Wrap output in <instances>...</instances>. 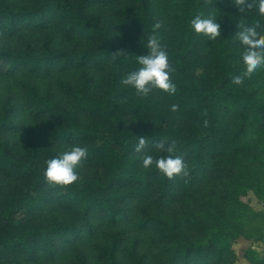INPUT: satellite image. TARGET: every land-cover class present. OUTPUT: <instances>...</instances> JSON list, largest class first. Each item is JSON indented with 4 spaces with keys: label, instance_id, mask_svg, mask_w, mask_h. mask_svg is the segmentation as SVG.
<instances>
[{
    "label": "trees",
    "instance_id": "16d2710c",
    "mask_svg": "<svg viewBox=\"0 0 264 264\" xmlns=\"http://www.w3.org/2000/svg\"><path fill=\"white\" fill-rule=\"evenodd\" d=\"M209 12L221 25L215 40L190 25L195 14ZM239 21L264 31V13L249 6L240 12L231 0H0V36L17 39L16 47L0 46V76L49 73L54 66L78 72L75 80H57L58 96L22 82L32 115L51 120L39 126L51 144L32 140L19 147L11 138L21 128L19 108L11 98L0 104V264H40L67 249L74 250L69 264H235L236 248L217 237H238L241 222L227 217L214 224L190 212L183 223L169 222L162 213L208 173L231 180V195L252 190L264 201L262 166L244 164L264 143V67L233 79L246 67L235 36ZM153 34L169 53L175 91L140 95L121 78L138 67L137 55L147 53ZM224 114L241 125L229 129ZM248 127L255 141L246 139ZM140 138L153 157L181 156L183 171L169 178L154 165L144 168L143 154L135 151ZM69 144L88 150L78 179L49 184L45 161ZM149 197L154 214L133 206ZM129 222L139 232L152 231L150 245L139 235L129 238ZM98 224L106 226L105 240L93 243L92 262L79 247ZM241 254L264 264L252 246Z\"/></svg>",
    "mask_w": 264,
    "mask_h": 264
},
{
    "label": "rangeland",
    "instance_id": "374dc122",
    "mask_svg": "<svg viewBox=\"0 0 264 264\" xmlns=\"http://www.w3.org/2000/svg\"><path fill=\"white\" fill-rule=\"evenodd\" d=\"M156 12L158 16L163 15L158 8H156ZM29 35L33 37L32 35L35 34L29 33ZM7 45L16 47L17 39L15 37L0 36V46ZM91 72L97 73L98 76L102 75V72L96 68H91ZM77 78V71L71 70L67 73H61L55 66L49 73L40 72L34 75L18 74L11 78L0 76V104L7 98H11L19 108L15 119L21 125V128L18 132L11 135V138L19 147L24 148L32 140L41 144H51L39 132V126L50 123L51 120L48 117L35 118L32 115V105L26 99L22 82L36 85L41 92L50 90L58 96L60 94L57 86L58 79L75 80ZM223 122L229 129H234L241 125L240 120L232 114H224ZM255 136V130L252 127H248L245 134L246 139L255 141ZM63 147L65 146H60L59 149L62 150ZM244 164L254 167L262 166L264 175V143L259 144L256 154H249L244 158ZM79 166L83 167L84 165L81 162ZM230 183L231 180H222L208 173L199 180L190 195H177L175 199L168 203L162 214L169 222L173 219H178L179 222L183 223L186 216H188V212L208 219L214 224H221L227 217L241 222L244 227L241 226L242 233L238 237L222 234L220 238L217 237V240L219 244L228 242V244L236 248L240 257L235 261V264H250L247 259L241 256V248L243 246H252L261 254H264V201L260 200L252 190L231 195L229 193ZM138 204L150 207L149 211L153 214L156 212L153 197L135 201L133 206H137ZM126 227L128 228L129 238L139 235L142 241L147 242H143V246L151 244L150 237L153 236L152 231L139 232L131 222L127 223ZM105 229V225L98 224L96 233L92 237L87 236L85 242L80 244L79 248L90 256L92 262H94L92 257L94 253L93 243L95 241L104 242L103 230ZM259 236L263 238L259 239ZM73 259L74 250L67 249L64 253H60L55 257L44 258L40 264H69Z\"/></svg>",
    "mask_w": 264,
    "mask_h": 264
},
{
    "label": "clouds",
    "instance_id": "9594fccd",
    "mask_svg": "<svg viewBox=\"0 0 264 264\" xmlns=\"http://www.w3.org/2000/svg\"><path fill=\"white\" fill-rule=\"evenodd\" d=\"M227 2V0H226ZM240 12H244L246 6L256 8L264 13V0H231ZM191 28L194 32L202 34L208 40H215L221 34V25L217 21L215 13H197L190 20ZM161 23L154 25L155 29L161 27ZM244 45L241 50L242 59L246 65L244 73H237L233 76L234 80L242 81L245 75H249L260 67H264V31L256 26L255 23H244L239 21L238 32L236 35ZM147 53L137 55V64L134 70L129 71L121 78L124 86H129L140 95H148L154 88H159L165 92L172 93L175 86L171 80L173 71L170 63L169 53L161 43L160 38L153 34L147 42ZM172 110L176 111L178 105L173 104ZM159 148H165L163 141H157ZM145 139L140 138L136 143L135 151L142 153V166L151 168L153 165L161 173L173 177L184 169L183 158L179 155H162L153 157L151 154L144 153ZM166 151L171 153V146ZM88 150L79 144H69L59 150L56 155L45 161L43 176L49 184L69 185L78 179V166L87 159Z\"/></svg>",
    "mask_w": 264,
    "mask_h": 264
}]
</instances>
